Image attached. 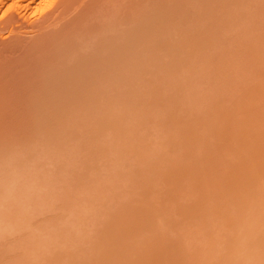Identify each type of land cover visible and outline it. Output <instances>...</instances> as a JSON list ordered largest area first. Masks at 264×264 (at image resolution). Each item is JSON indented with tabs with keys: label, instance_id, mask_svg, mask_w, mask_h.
<instances>
[{
	"label": "rangeland",
	"instance_id": "374dc122",
	"mask_svg": "<svg viewBox=\"0 0 264 264\" xmlns=\"http://www.w3.org/2000/svg\"><path fill=\"white\" fill-rule=\"evenodd\" d=\"M0 264H264V0H0Z\"/></svg>",
	"mask_w": 264,
	"mask_h": 264
},
{
	"label": "bare ground",
	"instance_id": "6f19581e",
	"mask_svg": "<svg viewBox=\"0 0 264 264\" xmlns=\"http://www.w3.org/2000/svg\"><path fill=\"white\" fill-rule=\"evenodd\" d=\"M8 21H9V20H6V21H4V23H5V22L7 23ZM6 23H5V24H6Z\"/></svg>",
	"mask_w": 264,
	"mask_h": 264
}]
</instances>
